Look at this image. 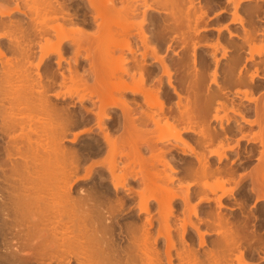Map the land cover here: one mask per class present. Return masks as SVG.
<instances>
[{"label": "bare ground", "instance_id": "1", "mask_svg": "<svg viewBox=\"0 0 264 264\" xmlns=\"http://www.w3.org/2000/svg\"><path fill=\"white\" fill-rule=\"evenodd\" d=\"M162 1L152 0L159 3L156 6L147 0H0V264H253L257 260H251L260 254L263 256L258 261L264 264V56L259 65V55L264 54V6L260 0H227L234 7H225L235 9L229 20L236 26L239 23L243 31L238 35L227 30L230 21L224 22L226 16L221 19L224 27L208 26L213 23L212 19L211 23L205 20L209 12L205 7L213 4L208 0L207 6L202 5L205 1L197 0L196 4L195 0H172L174 9L176 3L181 6L176 12L169 0ZM247 2L255 5L243 4L244 10L239 12V6ZM225 7L217 12H226ZM152 12L166 16L161 19ZM217 19L214 22L220 25ZM222 28L229 32L230 39L241 38L243 44L235 40L236 44L234 41L231 45L228 38L229 45L223 36L231 48L223 45L219 37ZM210 29L218 32L215 39L219 37L222 45L218 39L215 44L206 41L212 46L207 58L215 57L219 45L223 58L228 52H236L227 56L228 63L227 59L225 64L220 62L226 73L218 66L222 56L212 57L216 69L218 66L222 76L224 73V79L220 76L223 86L218 83V71L212 69L213 78H209L206 70L213 67L209 65L214 61L205 62V66L202 59V66L197 65L200 59L196 49L198 44L202 47V41L205 43L206 39L200 40ZM193 35L202 37L197 39L200 43ZM134 37L135 45L130 42ZM165 38L169 51L175 50L170 43L175 41L176 45L183 42L184 53L192 47L193 52L192 48L187 50H191L192 59L186 51L188 60L179 54L183 56L180 60L179 55L171 59L180 62H169L166 45L165 54L161 53ZM232 46L241 47L233 50ZM112 54L122 57L117 61ZM148 57L153 60L150 62ZM111 58L119 62L115 69ZM248 62L257 66L251 68ZM155 63L160 65L161 74L154 65L148 66ZM182 66H188L189 73L186 69L187 73L184 69L185 73H179ZM172 67L184 76L178 78L183 84L179 88L178 75L173 77L177 84L172 81ZM164 75L171 92L164 88ZM206 77L213 85L209 79L205 81ZM260 79L263 82L258 83ZM206 82L210 86L215 83L220 92L217 87L213 92L212 86L211 91H205ZM234 86L242 88L232 91L229 87ZM226 90L231 100L223 95ZM254 92L263 95L261 103ZM172 94L177 96L176 104L174 99L173 103L169 100ZM239 94L248 104L239 100ZM225 98L232 108L238 106L230 110L236 115L233 119L221 115L222 106L227 107ZM87 102L91 106L85 105ZM218 102H223L219 108L215 105ZM78 104L80 114L74 111ZM212 106L220 115L214 111L209 115ZM253 113V120L246 116ZM213 120L220 121V125L212 124ZM241 122L249 124L250 130L258 124V134L252 131L255 135L251 137ZM78 125L81 132L75 131L71 137L69 131ZM150 128L158 133L151 139L148 135L154 134L151 130L152 134L148 133ZM79 137L81 152L65 145ZM233 139L236 144L242 139L260 143L261 151L256 147L259 143L254 145L259 150H255L258 161L254 167L246 159L253 151L250 149L246 157V152L241 153L245 159L240 160L237 156L241 151L237 149V167L229 165L236 160L230 154L234 155L237 148ZM145 149L151 152L154 163L146 157ZM209 156L218 161L211 159L212 163ZM146 161L153 163L148 164L151 170ZM218 162L224 165L215 167L213 164ZM158 165L169 167L171 172ZM145 167L150 172L145 173ZM238 168L248 169V173ZM235 174L246 176L240 177L242 184L237 183L240 178L233 177ZM228 183L232 187L227 188ZM76 188L79 190L73 194ZM227 196L239 201V216L223 210H234L236 206L225 204ZM253 199V207L261 205L258 215L252 213V208V212L246 210ZM135 210L138 213L133 216ZM127 217L131 220L120 223Z\"/></svg>", "mask_w": 264, "mask_h": 264}, {"label": "rangeland", "instance_id": "2", "mask_svg": "<svg viewBox=\"0 0 264 264\" xmlns=\"http://www.w3.org/2000/svg\"><path fill=\"white\" fill-rule=\"evenodd\" d=\"M139 1H140V0H139ZM147 1H148L149 4H150V2L152 3V0H147ZM149 1H150V2H149ZM165 1H166V0H164V2H165ZM169 1L171 2V5H172L175 1L178 2L179 0H178V1L175 0L174 2H173L172 0H169ZM180 1H181V0H180ZM196 1H197V0H195V3H196V4H198V3L201 2V1H202L201 3H203V2L205 1V4H204V3L202 4L203 6H205V5L207 6L209 3H213V4H209V5L207 6L208 8L205 7V11H207V12L209 11V12L207 13V17H205V20L208 19V20H207V23H209V22L211 23V19L213 20V21H212L213 23L208 25L209 27H210L211 25H212V26L214 25L215 27H216V26H217V27H218V26H220V27H224V26H225V23H224V22L227 23L228 20L231 19V17L233 18V14H231V13H233V12L235 11V9H234V11H233L232 7H234V6H233L232 2L230 3V4L232 5V7L227 9L226 7H228V6L230 7V6H231V5H228L229 3L227 2V0H226V1H225V0H222V2H221V0H219V2H221V3L224 2V3H225V4L223 3V5H222L221 3H219V2H218L219 4H217V1H218V0H212V2H210L211 0H210V1L208 0V4H206V3H207L206 0H198V1H197L198 3H197ZM162 2H163V1H162ZM164 2H163V3H164ZM166 2H167V1H166ZM254 2H255V1H254ZM261 2H264V0H260V1H259V3H260L262 6H264V4L261 3ZM153 3H154V2H153ZM153 3H152V4H153ZM159 3H160V1H159ZM159 3H157V4L154 3L153 5H156V6H157ZM179 3H180V2H179ZM252 3H253V2H252ZM252 3H251V4H250V2L242 3V4H241L242 6H239V8H238L239 12H240L241 10H244V9H243V7H244L243 4H245V6H246V4H248V5H249V4H250V5H255V4H252ZM144 4H145V3H144ZM144 4H142V5H143V6H141L142 8L145 7ZM146 4H147V3H146ZM146 4H145V5H146ZM166 4H169V2L166 3ZM216 4H217V5H216ZM256 4H257V2H256ZM160 5L162 6V3H161ZM160 5H159V6H160ZM164 5H165V4H164ZM171 5H170V7H171ZM175 5H177V6L179 5V6H180V4H178V3H176ZM181 5L183 6L184 4H181ZM211 5H212V6H211ZM219 5L222 6V7H225V5H228V6L225 7V8H226V12H223V13H220V14H219L217 11H218L219 9L222 10V7L219 8V7H220ZM250 5H249V6H250ZM165 6H167V5H165ZM165 6H164V7H165ZM172 6H173V7H172L171 9H174V5H172ZM177 6H176V9H178ZM170 7H169V8H170ZM209 7H211V8H215V9H211V8H209ZM162 8H163V7H162ZM165 8H166V7H165ZM165 8H164V9H165ZM180 8H181V6H180ZM206 8H207V9H206ZM240 8H241V9H240ZM166 9H168V7H167ZM176 9H174V11H175ZM182 9H184V7H183ZM229 9H230V10H229ZM231 9H232V10H231ZM213 10H214V11H213ZM221 10H220V11H221ZM227 10H228L229 12H230V11H231V12L229 13ZM168 11H169V9H168ZM172 11H173V10H172ZM172 11H171V12H172ZM174 11H173V12H174ZM176 11H178V10H176ZM176 11H175V12H176ZM210 11H211V12H210ZM220 11H219V12H220ZM232 11H233V12H232ZM213 12H214V13H213ZM215 12H217L219 15H218V14H215ZM177 13H178V12H177ZM179 13H181V10L179 11ZM241 13H243V11H242ZM152 14H153V16H157V15L160 16V15H161V16H162V17L160 16L161 19H164V16H166V15H164V14H158V13H156V12H152ZM175 14H176V13H175ZM214 14H215V15H214ZM226 14H227V15H226ZM230 14H231V15H230ZM163 15H164V16H163ZM178 15H179V14H178ZM213 15H214V16H213ZM220 15H221V16H220ZM208 16H210V17H208ZM218 16H219V18H218ZM224 16L227 17V20H224V18H225ZM211 17H212V18H211ZM220 17H222V18H220ZM229 17H230V18H229ZM179 18H180V16H179ZM217 18H218L219 20H218ZM166 19H168V18H166ZM215 19H217V21H220L221 19H223L224 22H223V20H221V21H220V25H219V22H218V23L214 22ZM225 19H226V18H225ZM215 21H216V20H215ZM229 21H230V20H229ZM231 21H232V20H231ZM231 21H230L229 24H227V26H228V29H227V30H228V31H229V30H231V31H233V32L242 31V30L240 29V28H241V25H240L239 23H237L238 25L236 26V22H231ZM205 22H206V21H205ZM222 22H223V24H224L223 26H222ZM202 23H204V22H202ZM207 23L205 24V26L207 25ZM231 24H232V25H231ZM234 24H235V25H234ZM229 25H230V26H229ZM263 25H264V23H263ZM201 26H203V24H201ZM238 26H239L240 28H239ZM217 27H216V28H217ZM229 27H230V28H233V29L235 28V29H234L235 31L232 30V29H229ZM236 28H237V29H236ZM238 28H239V30H238ZM222 30H223V31H220V32H219V33H220V36H219L218 32H217L215 29H210V30H208L209 32H208V31H204V33L201 32L200 35H201L202 37L205 36V35H202V33H203V34H205L206 32L208 33V34L206 33L207 35L205 36L206 38L204 37V39H201L202 37L200 36V37H201V38H200L199 35H198L197 38L195 37L196 35H195V36L193 35V38L195 37L196 40H197L198 38L201 39L200 41L206 39V40H205V43L202 44V42H204V41L201 42L202 47H200V44H198L199 46L197 45L198 47H197V49H196V52H197V51H198V52L196 53V54H197L196 57H199V59H200V60H199L198 58H196V59H197V62H198V60H199V63H198L197 65L202 66V65H200V64H202L203 62H204V65H205V62H210V63H211V62L214 61V60L212 61V57L215 59L216 57L219 58V57L222 56V53H223L224 51L221 50L222 48H220V46H221L222 44H223V45L228 44V43H229V39H230V37H226V36H227V33H229V32H228L227 30L223 29V28H222ZM224 30H225V31H224ZM182 31H183V30H182ZM223 33H225V34H223ZM238 33H239V32H238ZM238 33H237V34H238ZM169 34H170V33H169ZM171 34H172V32H171ZM173 34H174V33H173ZM241 34H243V31H242ZM241 34L239 33L238 35H241ZM175 35H176V34H174L173 37H174ZM216 35H218V36L220 37V39L222 38V41H223V36H224V39H225V40L229 38V39H228V43L225 42V41H223L222 44H221V40L219 39V37L217 38L218 40L215 39V38H216ZM171 36H172V35H171ZM221 36H222V37H221ZM228 36H230V35H228ZM168 37H169L170 39H169ZM225 37H226V38H225ZM231 37H232V36H231ZM261 37H262V36H260V38H261ZM125 38H126V37H125ZM232 38H233L234 40L230 39V41L232 40V41L230 42L231 45H232V42H234L235 40H237V43H239L238 41H240V43L243 44V41H242L241 38H240L239 40H238V37H232ZM236 38H237V39H236ZM120 39H121V41L124 40V39H122V38H120ZM135 39H136L135 37H134V38H131L130 42H133V43H134V42L136 41ZM163 39H164V38H163ZM167 39H169V41H171L172 38H171L170 36H167ZM167 39L165 38V40H166L165 43H163V44L161 45V49H162V50H161V53H162V54H165L164 51H163V50H165L164 48L167 49V48H168L167 46H169V45H167V43H168V42H167ZM261 39H262V43H264V42H263V41H264L263 37H262ZM261 39H260V40H261ZM132 40H133V41H132ZM191 40H192V39H191ZM193 40H194V39H193ZM196 40H195V41H196ZM213 40H214V43H213ZM216 40H217V42L220 40V41H219L220 44H221V45H219V49H220V50L218 49V51H216L217 53H216L215 57H214V56H211V57L208 56V58H210V59H208L206 56L212 54V53L210 52V50H209L212 46L209 47V45L206 44V41H207V43H209V44H211V43H212V44H215V41H216ZM260 40H259V41H260ZM209 41H210L211 43H210ZM257 41H258V40H257ZM259 41H258V42H259ZM124 42H125V40H124L122 43H124ZM136 42H137V41H136ZM136 42H135V43H136ZM138 42H140V41L138 40ZM166 42H167V43H166ZM175 42H177V41H175ZM175 42H173V43H175ZM189 42H190V40H189ZM189 42H188V43H189ZM192 42H193V41H191L190 44H192V45H190V46H193V43H192ZM197 42H198V40H197ZM224 42H225V44H224ZM258 42H257V43H258ZM135 43H134L133 45H135ZM170 43H171L172 45H174V46H173L174 48H172V49H175V50H176L177 48H179V47H180V48L177 49L176 51L174 50L177 54L174 53L173 50H172V51H169V49L165 50V51H167V53L165 54V55H166L165 57H167V60L169 59V62H170V59H171L173 56H174V57H177L179 54H181V55L183 54V55H184V54L186 53V51L188 50V48H192V47H188L187 50H186L185 53H184V52L182 51L183 49L181 48L182 45H183V48H185V45L183 44V42H182V43L179 42V43H180V46H178L179 43H178L177 45H176V43H175V44H173L172 42H170ZM198 43H200V42H198ZM230 43H229V45H230ZM240 43H239V44H240ZM138 44H139V45H138ZM168 44H169V43H168ZM205 44H206V46H208V47H206ZM235 44H236V41H235ZM259 44H261V41L259 42ZM137 45H138V48H139V47L141 48V46H140L141 43H137ZM165 45H166V47H164ZM188 45H189V44H188ZM188 45H187V46H188ZM233 45H234V43H233ZM237 45H238V44H237ZM176 46H178V47L175 48ZM187 46H186V47H187ZM203 46H204V47H203ZM226 46H227L228 48H231V47H229L228 45H226ZM245 46H247V45H245ZM163 47H164V48H163ZM233 47H235V46H232V49H233V50H236L238 47H241V46L236 47V49H234ZM142 48H144V47H142ZM142 48H141V49H142ZM245 49H248V47H245ZM139 50H140V49H139ZM143 50H144V49H142V51H143ZM170 50H171V49H170ZM178 50H179V51H178ZM184 50H185V49H184ZM191 50H192V52H193V48H192ZM191 50H189L190 52L187 51V52L190 53V54L187 53V55L189 54V56H191V59H192V53H191ZM207 50H208V51H207ZM213 50H214V48H213ZM213 50H212V51H213ZM118 51H119V49L117 50V52H118ZM120 51H121V50H120ZM120 51H119V52H120ZM177 51H178V52H177ZM181 51H182V52H181ZM221 51H222V52H221ZM244 51H246V50H244ZM247 51H248V50H247ZM170 52H171V53H170ZM208 52H209V53H208ZM213 52H214V51H213ZM218 52H219V53H218ZM113 53H114V52H113ZM115 53H116V49H115ZM120 53L122 54L123 52L121 51ZM173 53H174V54H173ZM233 53L236 54V52H233ZM243 53H245V54L247 55V52H243ZM243 53H242V54H243ZM121 54H119V55L116 54V55L122 57ZM167 54H168V56H167ZM198 54H199V55L201 54L200 56L203 55V56H202L203 58L200 57V56H198ZM204 54H205V56H204ZM223 54H224V53H223ZM229 54L234 55V54H232V52H231V53L228 52V55L224 56V58H223V56H222V57L219 59L220 61L218 62V66L223 67V69H224V70H223L224 73L227 72V71H226L227 69H226V67L223 66L222 64H225L224 61L226 62V59H227V63H228V61H229L228 58H229V57H227V56H230V57H231V55H229ZM112 55H113V54H112ZM172 55H173V56H172ZM187 55H186V56H187ZM220 55H221V56H220ZM243 55H244V54H243ZM246 55H245V56H246ZM257 55H258V54H257ZM169 56H170V57H169ZM189 56L185 57V55H184V57L186 58V59H185V58H184V59H185V60H188V59L190 58ZM247 56H248V55H247ZM263 56H264V54L259 55V61H260V60L262 61V59H260V58L263 57ZM112 57L117 58V57L114 56V55H113ZM121 57H120V58H121ZM174 57H173V58H174ZM182 57H183V56H180V55H179L177 58H179V60H180V58H182ZM188 57H189V58H188ZM204 57H206L207 59L204 58ZM226 57H227V58H226ZM257 57H258V56H257ZM257 57H256V60H254V61H257V59H258ZM120 58H117L116 60L118 61V59H120ZM150 58H151V57H150ZM173 58H172V59H173ZM111 59H112V58H111ZM111 59H110V60H111ZM147 59L150 60L149 57H148ZM172 59H171V60H172ZM175 59H176V58H175ZM202 59H203V62L201 61ZM224 59H225V60H224ZM229 59H230V58H229ZM254 59H255V56H254ZM263 59H264V58H263ZM148 60H147V61H148ZM152 60H153V59H151L150 62H151ZM179 60H178V61H179ZM207 60H208V61H207ZM210 60H211V61H210ZM216 60L218 61V59H216ZM112 61H113V59H112ZM178 61H177V59H176V61H175V60H172L173 63H174V62H178ZM259 61H258V63H259ZM261 61H260L259 65H261ZM263 61H264V60H263ZM148 62H149V61H148ZM179 62H180V61H179ZM190 62H192V60H191ZM220 62H221V63L223 62V63L221 64ZM252 62H253V61H252ZM110 63H111V62H110ZM116 63H119V62H116V61L114 62V61H113V64H114V68L112 67L113 69H115V68L117 67V66L115 65ZM173 63H171V64H173ZM210 63H209V64H210ZM227 63H226V64H227ZM248 63L250 64V65H249V64H248V65H249V67H251V68H252V67L254 68V67L257 66V65H256L257 63H256V62H253V64L256 63L255 66H253V65L251 64V62H248ZM178 64H179V63H178ZM189 64H190V66H191V64H193V63H189ZM206 64H208V63H206ZM209 64H208V65H209ZM211 64H212V63H211ZM211 64H210L209 66H210V67L213 66V67H212L211 69L208 68L209 70L206 69L207 72H209L208 75L210 76V74L212 73V69H213V71H214V69H215L216 71H218V73L220 74V75L218 74V76H219L218 83H220V85H221V84H222V83H221V82H222V81H221V79H222L221 77H223V79H224V73H223V76L221 75V73H222L221 69H222V68H220V67L217 66L218 69H216V63H215V61L213 62L212 65H211ZM214 64H215V65H214ZM220 64H221V65H220ZM118 65H119V64H118ZM131 65H132V63H131ZM153 65L155 66V68H154L155 71H158V72H159L158 74H161L160 72H162V71L158 70V67H159V69H161L160 65L158 66L157 63H155V64H151V65H148V66H149L150 68H152ZM182 65H183V64H182ZM187 65H188V64H187ZM197 65L195 64V66H197ZM204 65H203V66H204ZM246 65H247V63H246ZM248 65H247V66H248ZM262 65H264V64L262 63ZM262 65H261V66H262ZM109 66H111V65H109ZM109 66H108V67H109ZM154 66H153V67H154ZM172 66H174V65H172ZM175 66H176V68H177L176 63H175ZM184 66H185V65H184ZM205 66H206V65H205ZM205 66H204V68H205ZM226 66H227V65H226ZM261 66H260V67H261ZM185 67H186V66H185ZM192 67H193V65H192ZM197 67H198V66H197ZM207 67H208V66H207ZM260 67H259V69H261ZM188 68H189L188 66H187V68H183V66H182L180 72H179V71H178V72H179V73H181V72H182V73H185V72L187 73V71H188V73H189V70H190V69L188 70ZM202 68H203V67H202ZM227 68H228V67H227ZM247 68H248V67H247ZM262 68H263V67H262ZM88 69H89V67L87 66V69H86V70H88ZM113 69H111V70H113ZM183 69H184V70L186 69L187 71L185 70V72H183V71H184ZM191 69H192V68H191ZM199 69H201V67H200ZM219 69H220V70H219ZM225 69H226V70H225ZM263 69H264V68H263ZM263 69H262L263 72H262L261 70H260V71L264 74V70H263ZM172 70L174 71V73H173V75H172V78H173V77H175V76L178 75V74H176V73H177V69L174 70V67H172ZM182 70H183V71H182ZM204 70H205V69H204ZM206 70H205V74L207 75ZM243 70H244V69H243ZM243 70H242V71H243ZM249 70H250V71H253L252 69H249ZM249 70H248V71H249ZM89 71H90V70H89ZM192 71H193V70H192ZM192 71H191V72H192ZM219 71H220L221 73H220ZM225 71H226V72H225ZM236 71H237L236 74L238 75V74H239V73H238V69H237ZM239 71H240V70H239ZM244 72H246V71L244 70L243 73H244ZM213 73H214V72H213ZM213 73H212V74H213ZM260 74H261V73H260ZM263 74H262V75H263ZM174 75H175V76H174ZM184 75H185V74H184ZM208 75H207V77H209ZM180 76H183V75H180ZM180 76L178 75V76L176 77L177 79L175 78L177 82L179 81L178 78H180ZM186 76H187V77H190V76H188V75H186ZM220 76H221V77H220ZM91 77H92V76H91ZM91 77L89 78L90 82L92 81L91 79H93V77H92V78H91ZM183 77H184V76H183ZM207 77H206V78H207ZM163 78H164L163 80H165V78H166V83H165V85L168 84V83H167V79H168V77H167V76L165 77V75H164ZM181 78H182V77H181ZM209 78H213V77L210 76ZM209 78H207V80H205V81H208ZM113 79L115 80L114 77H113ZM113 79H112V80H113ZM175 79L173 78L172 81L174 80V81H173L174 84H177V82L175 81ZM188 79H190V78H188ZM188 79H187V80H188ZM217 79H218V77H217ZM223 79H222V80H223ZM211 81H212V80L209 79L208 82H210V83L213 85V82H211ZM93 82H94V80H93ZM114 82H115V81H114ZM208 82H206V83H207L206 85L210 84V83H208ZM91 83H92V82H91ZM186 83L189 85V83H188L187 81H186ZM186 83H184V84H186ZM255 83H257V81H255ZM187 84H186V86H187ZM179 85H180V86H179ZM212 85H211V86H212ZM176 86H178V88H179V87L183 86V84H181V83L178 82V84H177ZM184 86H185V85H184ZM211 86H210V85H208V87L205 86L206 88L203 87V89H205V91H207V88H208L209 91L214 90L213 92H217L216 90L218 89V91H219V88H218V86H217L215 83H214V86H212V87H211ZM221 86H223V85H221ZM168 87H169V86L166 85L164 88H165V90H167V91L169 90V91L171 92V90H173V89L170 88V87L168 88ZM209 87H211V90H210ZM214 87H217V89L215 90ZM237 87H238V86H237ZM184 88H185V87H182L181 90L183 89V90L185 91L186 88H185V89H184ZM229 88H230V89L232 88L231 90L233 91V90L235 89V86H234V87H229ZM238 88H242V87H238ZM238 88H236V89H238ZM80 89H81V88H80ZM170 89H171V90H170ZM236 89H235V90H236ZM228 90H229V89H228ZM228 90H226V93H227V92L229 93ZM184 91H183V94H184ZM185 92H186V91H185ZM219 92H220V91H219ZM186 93H188V92H186ZM226 93L223 94V95H225V96H229V98H228V97H226V98H228V99L231 100V98H230V97H231V96H230V93H229L228 95H227ZM166 94H167V93H166ZM261 94H262V93H261ZM184 95H186V94H184ZM218 95H220V94L218 93ZM231 95H232V94H231ZM263 95H264V94H263ZM263 95H260V97H262ZM175 96H176V95H175ZM225 96H223V99H224ZM254 96H256V98H259L258 101L261 99L258 95H256V92H254ZM171 98H172V99H171ZM171 98H169V100L171 101V103H173V102L175 101V98H176V101H177V96L174 97V94H172V97H171ZM218 98H219V99L222 98V94H221V97L219 96ZM226 98H225V102H226V100H227ZM262 98H263V97H262ZM75 99H76V98H75ZM173 99H174V101H172ZM223 99H222V100H223ZM169 100H168V101H169ZM222 100H219V101H222ZM240 100H241V99H240ZM75 101H76V100H75ZM168 101H167V103L171 106L172 104H171L170 102H168ZM176 101H175L174 104H176ZM215 101L217 102V98H215ZM215 101H214V102H215ZM241 101H242V100H241ZM261 101H262V99L260 100V103H261ZM214 102H213V103H214ZM216 102H215V103H216ZM223 102H224V100H223ZM223 102H222V103H223ZM225 102H224V104L227 105V107H226V106H222V105H221L222 103L220 104V102H218L219 104L217 103V104H215V105H217L218 108H219V105L222 106V107H224V108H222L223 110L220 109V111H221V115H223V117H225V115H226V117H229V119H233V115H231V114H233V112L230 111L231 108H232V107H231L232 104L229 103V102H230L229 100H228V104H227V102H226V103H225ZM236 103H237V101H236ZM241 103H242V102H241ZM263 103H264V100H263ZM86 104H87V106H88V105L91 106L90 103H88V102L85 103V105H86ZM174 104H173L172 106H174ZM215 105H213V106H215ZM228 105H229V106H228ZM234 105H235V103L233 102V106H234ZM213 106L211 107V108H212V109H211L212 111L210 110L209 115L212 114L211 112H213V111L216 112L215 110L217 109V107H215V110H213ZM80 107H81V105H79V104L76 105V106H75V109H76V110H74V111H75V112L77 111V112L80 114V113H81V108H80ZM225 107H226L227 109H226ZM228 107H229V108H228ZM236 107L238 108L237 105H236ZM236 107H233V108L235 109ZM172 108H173V107H172ZM175 108L177 109L176 106L174 107V109H175ZM233 108H232V109H233ZM176 109H175V110H176ZM225 109H226V110H225ZM220 111L217 110L216 114L218 113V114L220 115V113H219ZM214 112H213V113H214ZM210 117H212V116H210ZM78 119H79V118H78ZM225 119H226V118H225ZM79 120L81 121V119H79ZM213 121H214V120H213ZM211 123L214 124L215 126H217V125L219 126V125H220V124H219L220 121H219V122H218V121H216V122L214 121V122H211ZM217 123H218V124H217ZM223 123L225 124L226 121L223 122ZM226 124H227V123H226ZM214 125H211V126L214 127ZM255 125H256V124H254V125L252 126V128H253L252 130H250V129L248 130V129H247V130L251 133V137H252V135H253V136H254L255 134L257 135L258 132H259L260 126L258 127V124H257L256 127H255ZM152 126H153V125H151V126H149V127L152 128ZM218 126H217V127H218ZM153 127H154V126H153ZM73 128H74V129L71 128V130H73L72 132H70L71 130L69 131V133L71 134V135H70L71 137H74L73 132H75V131H76V133H77L78 131L81 132V131H80V129H81V125H78V128H77V126H76V127L73 126ZM151 128L148 130L149 132H148V131H147V132L152 134V132H150ZM77 129H78V130H77ZM217 129H218V128H217ZM254 129H255V130H254ZM165 130H166V129H165ZM151 131H153V134H154L153 136L150 135V134H149V135L146 134V136L148 135V137H150V139H151V137L154 138L155 135L158 134V133H155L153 129H152ZM252 131H253L255 134H253ZM256 131H257V133H256ZM245 132H247V131H246V128H245ZM246 134H248V133H246ZM193 136H194V134H193ZM71 137H70V138H71ZM195 137H196V135H195ZM153 138H152V139H153ZM79 139H80V140H79ZM79 139H78L79 141L77 140L76 142H72V141H71L72 139H71L70 141L65 142V145H66L67 147H69V148H70L71 146H73V148L78 149V150H80V152H81V137H79ZM233 142H234L235 145L232 144ZM215 143H216V141L213 142L214 147L217 145V143H216V144H215ZM219 143H220V142H219ZM219 143H218V144H219ZM232 143L230 142L229 144H230L231 146H232V145L235 146V148L237 147V149H239V150L241 151V152L239 151L240 154L237 156L238 159H239V158H240V159H245V157L248 156V154H249L248 152L251 153V151H249V150H247V149H250V150H253V151H255V150L258 151V149H257L255 146H253V147H252V146H251V147H249V146H245L244 148H243V147L241 148V143L238 141L237 144H236L235 141H234V139L232 140ZM213 144H212V147H213ZM76 147H77V148H76ZM210 147H211V146H210ZM225 147H226V145H225ZM246 147H247V148H246ZM261 147H262V146H261ZM71 148H72V147H71ZM251 148H252V149H251ZM253 148H255V149H253ZM241 149H243V150H241ZM260 149H262V148H260ZM260 149H259V150H260ZM244 150H246V151H244ZM253 151H252V153H253L254 156H255L257 152H256V151L253 152ZM260 151H261V150H260ZM145 152H147V153H146V157H147V155L149 156L150 153H151L150 151H149V153H148V150H146V149H145ZM205 152H206V151H205ZM227 152H228V151H227ZM244 152H246L247 155H245ZM206 153L209 154V151H207ZM241 153H242V155H245V157H244V156H241ZM252 153H251V155H249V158H246V159H250V158L253 159L254 156L252 155ZM228 154H229V152L227 153V156H228V158H230V154H229V155H228ZM259 154L261 155V152H260ZM176 155H177V156H180V155L177 154V152H176ZM260 155H259V157H260ZM239 156H240V157H239ZM252 156H253V157H252ZM149 157H150L149 160L152 159V160H151V162H152V161H153V158H151V156H149ZM237 157L235 158L236 160H237ZM231 158H232V157H231ZM147 159H148V158H147ZM211 159L214 160L215 157H214V156H213V157H212V156H209V160H211ZM235 159H234V160H235ZM240 159H239V160H240ZM216 160H217V157H216V159H215V162L218 161V160H217V161H216ZM225 160H228V161H229L230 159H225ZM225 160H224V162H225ZM236 160H235V161H236ZM228 161H226V162H228ZM235 161H233V163H231V164H229V165L232 166V165L234 164V166H232V167H237L236 165H237V163H238L239 161L237 160L236 163H235ZM241 161H242V160H241ZM151 162H150V163H151ZM211 162L214 163V161H212V160H211ZM145 163L147 164V161H146ZM150 163L148 162V164H150ZM153 163H154V161H153ZM153 163H151L150 165H152ZM148 164H147V167H148V168L150 167V170H151V166L148 165ZM222 164L224 165V163H220V164H219V162H218V164L215 163V164H213V165H214L215 167H217V166H222ZM235 164H236V165H235ZM251 164H253V161H252V160H251V162H249V165H251ZM160 166H161V165H158L157 167L160 168V169H162V170L166 169V168H164L163 166H161V167H160ZM251 166H252V165H251ZM254 166H255V165H254ZM254 166H253V167H254ZM147 167H145V168H146L145 173H146V172H147V173L150 172L149 169L147 170ZM248 167L251 169V167L247 165V168H248ZM137 168H138V167H137ZM158 168H156V170H157ZM138 169H140V168H138ZM160 169H159V170H160ZM167 169H168V171H169V173H170V172H171V171H170V168L168 167ZM167 169H166V171H167ZM238 169H239V171H240V168H238ZM250 169H249V170H250ZM152 170H153V171H152V173H153L154 170H155V169L153 168V166H152ZM159 170H157V171H159ZM162 170H160L159 172H162V175H165V172H164L165 170H164V171H162ZM244 170H245V171L247 170L246 172L248 173V169H244ZM241 171H242V172H245V171H243V170H241ZM241 171H240V172H241ZM252 171H253V170H252ZM252 171H249V172L251 173ZM163 172H164V173H163ZM236 172H237V169H236ZM242 172H241V173H242ZM152 173H150V175H151ZM237 173H238V172H237ZM247 173H246V174H247ZM250 173H249V174H250ZM167 174H168V172H167ZM246 174L244 173V175H246ZM251 174H252V173H251ZM79 175L81 176V174H79ZM153 175H155V173H153ZM153 175H152V176H153ZM247 175H248V174H247ZM247 175H246V176H247ZM236 176H237V175L235 174L233 177H236ZM246 176H245V177H246ZM238 177H239V178L242 177V179L245 178V177L242 176V175H241V176L238 175V176H237V179H238ZM211 178H212V177H211ZM232 179H234V178H232ZM235 179H236V178H235ZM237 179H236V181H237ZM211 180H212V179H211ZM213 180H215V179H213ZM239 180H241V178H240ZM239 180L237 181L238 184L241 183V182L243 183L242 180H241L240 182H239ZM211 182H212V181H211ZM233 182H234V180H233ZM242 183H241V184H242ZM231 184L233 185L234 183L231 182ZM231 184L229 185V183H228V184H227V188L232 187ZM247 184H249V182H247ZM236 185H237V184H235V185H233V186H236ZM80 186H81V185H80ZM77 188H78V187H77ZM77 188H76L75 190H77ZM195 188H197V187H195ZM195 188H194V189H195ZM75 190H73V194H75L76 192H78L79 189H78L77 191H75ZM74 191H75V192H74ZM217 194H218V193H217ZM213 195H214V194H213ZM215 195H216V194H215ZM216 196H217V195H216ZM236 197L239 198V196H237V195H236ZM233 199H234V200H233ZM233 199H232V198H229V197L227 196V198L224 199V202H225L226 205H229V206H235V205H236V206L233 208L234 210H230V209L227 210V209H225V208H224L223 210L225 211V213L230 214V213L228 212V211H230V212H232V214L234 213L235 216H236V215L239 216V214H240V210H241V206L238 205V204H239V201H238V200H237L238 203H236L235 198H233ZM229 200H230V201H229ZM231 201H232L233 203H232ZM234 201H235L236 204H234ZM254 201H255V199H253L252 201L250 200V202L248 201L247 209H246V210H247V211H250V212L253 211L252 213L257 214V212H259L260 209H261V205L259 206L258 203H257V204L255 205L256 208H255V206L253 207ZM227 202L230 203V204H228ZM252 202H253V203H252ZM251 203H252V204H251ZM212 205L214 206V204H212ZM251 205H252V206H251ZM238 206L240 207V210L238 209V208H239ZM257 206H258V207H257ZM236 208H237V209H236ZM248 208H249V210H248ZM251 208H252V211L250 210ZM254 208H255V209H254ZM236 210H237V211H236ZM257 210H259V211H257ZM137 211H138V210H135V211H134L133 216H136V215H137V213H138ZM257 215H258V214H257ZM238 216H237V217H238ZM125 219H126V220H125ZM129 219H130L129 217H127V218H123V219L121 218V219H120V223H122V222H126V221H129ZM130 220H131V219H130ZM255 222H257V219L255 220ZM262 227H263V228L261 229V232L264 233V225H263ZM262 230H263V231H262ZM213 237H215V236H213ZM213 237H212V238H213ZM212 238H211V239H212ZM260 255H261V254H260ZM260 255H258V257H259ZM255 256H256V255H255ZM261 256H263V254H262ZM258 257H254L255 259H254V260H251V262H252V261H255V260H257V262H259V261H258V260H259ZM257 262H255V263L253 262V264H256ZM260 262L262 263L261 260H260ZM260 262H259V264H261ZM262 264H263V263H262Z\"/></svg>", "mask_w": 264, "mask_h": 264}, {"label": "crops", "instance_id": "3", "mask_svg": "<svg viewBox=\"0 0 264 264\" xmlns=\"http://www.w3.org/2000/svg\"><path fill=\"white\" fill-rule=\"evenodd\" d=\"M233 93H235V92H233ZM233 95H234V96H233ZM240 95H241V94H239V100H240V98H241V100H242V97H240ZM232 96L235 98V97H237L238 95L235 96V94H232ZM237 98H238V97H237ZM237 98H236V100L239 101ZM242 101L244 102V101H246V100H242ZM247 102H248V101H246V103H247ZM250 102H251V101H250ZM252 103H253V106H254V102H251V104H252ZM244 104H245V103H244ZM247 104H248V103H247ZM247 104H245V105H247ZM251 104L249 103L248 106H250ZM231 115H233V117H236V115L234 116V114H231ZM251 115H252V117H255V114H254V113H253V114H250V115L248 114V115H246V116L250 119ZM253 115H254V116H253ZM252 117H251V118H252ZM237 118H240V117H237ZM252 120H253V118H252ZM233 123H234V122H233ZM241 123H243V122H241ZM234 124H235V123H234ZM243 125H244V127H246V128H247L248 126L250 127V125H249V124L247 125V123H243ZM245 125H246V126H245ZM249 127H248L247 129H249ZM239 136H240V135H238L237 138H238ZM234 139L236 140V138H234ZM244 139L246 140V138H244ZM244 139L241 140V146H242L243 148H244L245 146H249V144H250V146H252V145H251L252 143H253V146H254L255 144L259 143V142H251V141H249V140H247V141H248V143H247V141H244ZM248 139H249V136H248ZM233 143H234V142H233ZM245 144H247V145H245ZM258 145H259V146H258ZM256 147H257L258 149H260V143L257 144ZM258 151H259V150H258ZM233 152H234V151H233ZM236 153H237V148H236V151H235L234 155H233L232 153H230L231 156H232V158H233V156L236 155ZM256 155H258V154H256ZM256 155H255L254 158L258 159V158H257L258 156H256ZM235 157H236V156H235ZM256 159H254L252 166H254V165L257 164V161H258V160H256ZM252 166H251V167H252ZM261 203H262V202H261ZM263 203H264V202H263Z\"/></svg>", "mask_w": 264, "mask_h": 264}, {"label": "flooded vegetation", "instance_id": "4", "mask_svg": "<svg viewBox=\"0 0 264 264\" xmlns=\"http://www.w3.org/2000/svg\"><path fill=\"white\" fill-rule=\"evenodd\" d=\"M227 35H228V33H227ZM227 37H229V36H227ZM238 39H240V38H238ZM236 41H237V40H236ZM261 81L263 82V80H261V79L258 80V83H261ZM260 90L263 91L262 88H261ZM260 90H259V92H260ZM259 92H258V93H259ZM263 92H264V91H263ZM263 92H260V93H263ZM258 93H257V94H258ZM259 95H260V94H259ZM254 157H255V156H254ZM254 159H255V158H254ZM254 159H249V161H250V160L254 161ZM241 162H245V160H244V161H241ZM250 162H251V161H250Z\"/></svg>", "mask_w": 264, "mask_h": 264}]
</instances>
